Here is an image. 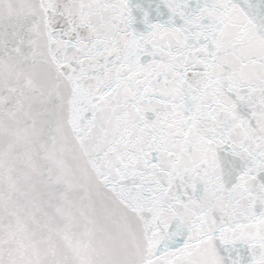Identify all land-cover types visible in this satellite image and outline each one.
<instances>
[{"label": "snow or ice", "instance_id": "snow-or-ice-1", "mask_svg": "<svg viewBox=\"0 0 264 264\" xmlns=\"http://www.w3.org/2000/svg\"><path fill=\"white\" fill-rule=\"evenodd\" d=\"M0 264H264V0H0Z\"/></svg>", "mask_w": 264, "mask_h": 264}]
</instances>
